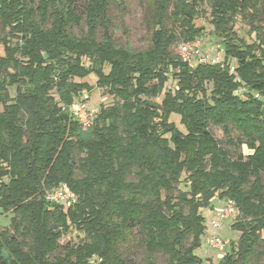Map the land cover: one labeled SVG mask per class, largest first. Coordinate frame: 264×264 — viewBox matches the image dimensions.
I'll return each instance as SVG.
<instances>
[{
  "label": "trees",
  "instance_id": "1",
  "mask_svg": "<svg viewBox=\"0 0 264 264\" xmlns=\"http://www.w3.org/2000/svg\"><path fill=\"white\" fill-rule=\"evenodd\" d=\"M115 1L0 0V208L12 213L0 264H133L119 245L134 229L146 253L135 264H158L157 253L161 264H205L194 251L213 199L234 204L240 236L208 264L264 259V0H208V32L195 23L206 0H151L140 51L109 35ZM205 34L222 47L220 62L171 53ZM90 74L115 100L84 127L71 107L91 91L78 81ZM62 182L72 207L46 199ZM71 232L82 236L61 243Z\"/></svg>",
  "mask_w": 264,
  "mask_h": 264
},
{
  "label": "rangeland",
  "instance_id": "2",
  "mask_svg": "<svg viewBox=\"0 0 264 264\" xmlns=\"http://www.w3.org/2000/svg\"><path fill=\"white\" fill-rule=\"evenodd\" d=\"M204 8L207 12L202 18L196 19L195 23L198 26H204L205 32H208L211 29V25L209 23L210 17L208 15V0L205 1ZM151 9V0H118L112 2L109 5L107 14L109 19L108 33L119 47H128L131 50L140 51L146 49L149 46L151 31L149 19L151 17ZM85 29L86 28L84 24L72 27V31L76 36L82 35L85 32ZM234 29L237 31L238 35L243 36L244 39L250 41L247 32L248 27L239 18L235 21ZM102 33V30H99L97 34V38L99 40L102 38ZM0 34L3 35L4 32L0 30ZM209 40L210 35L205 34L195 39L194 42H199L201 48H203L204 50H208L211 55L219 52L222 56V47H218L217 43L211 42ZM170 51L172 54L178 55V43L172 45ZM0 54H3L2 45H0ZM85 63L87 64V62ZM78 81H86L92 86L90 92H88L87 94L85 93L81 98L76 99L72 105V107H79V105L84 104L83 118L88 115L86 116L85 120H87V117L89 118V114H94V112L98 109L99 104L110 105L114 102L115 99L113 98V96L109 95L104 89L96 86V78L93 74L79 79ZM165 85L166 88H173L174 82L169 79ZM86 96L87 100H82ZM161 97L162 94L157 98V100L160 101ZM171 120H173L178 126H180L178 116H172ZM210 130L219 140L220 145L226 147V137L224 136L221 127L211 125ZM228 148L230 149L231 147ZM242 151L244 154L251 152L246 148L245 145L242 146ZM220 207L221 200L213 199V208L202 209L205 230L203 235L201 236L200 246L197 247L194 252L202 259H206L205 264H208V262H218L222 258L223 254L228 250L230 241H236L240 236V232L235 231L231 228V224L236 220L235 214L221 221L216 229L212 228L211 221L217 214ZM11 214V212H3L0 208V230L9 226ZM212 231H214L215 234L222 241H224L225 246L223 250H219L217 248H212L209 246L207 237ZM81 236V233L77 235V233L71 232L62 236L60 242L63 244L76 243ZM119 248L121 253L127 258L130 263L135 264L145 261L146 253L140 242V235L137 230L134 229L129 235H127L123 242L120 243ZM56 254H62L60 249L56 251ZM153 259L156 263L161 264L163 262L164 256L160 253H157L153 255ZM253 264H264V259H255Z\"/></svg>",
  "mask_w": 264,
  "mask_h": 264
},
{
  "label": "built area",
  "instance_id": "3",
  "mask_svg": "<svg viewBox=\"0 0 264 264\" xmlns=\"http://www.w3.org/2000/svg\"><path fill=\"white\" fill-rule=\"evenodd\" d=\"M178 56L182 61H185L189 65L195 63L214 64L221 61V54L219 52L211 55L208 50L201 48L199 42L194 41L178 44ZM229 70L232 72L233 67L231 66ZM71 109L83 126L89 125L92 115L89 114V118L87 117V120H85V118L88 115L83 118L84 104L79 105V107L73 106ZM46 199L54 203L63 204L66 208L72 207L75 203V195L66 183H60L57 187L50 190L46 194ZM233 214H235L234 204L228 199H221V207L218 209L217 214L211 221L212 228L216 229L221 221ZM207 242L210 247L217 248L219 250H223L225 246L224 241H222L214 231L208 235Z\"/></svg>",
  "mask_w": 264,
  "mask_h": 264
}]
</instances>
